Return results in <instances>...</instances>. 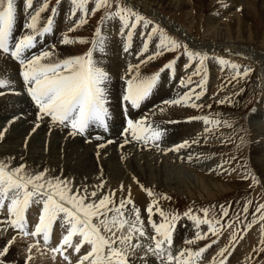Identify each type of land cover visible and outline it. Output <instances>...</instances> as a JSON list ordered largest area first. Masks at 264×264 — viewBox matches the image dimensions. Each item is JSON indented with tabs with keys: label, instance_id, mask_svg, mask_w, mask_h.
<instances>
[{
	"label": "rangeland",
	"instance_id": "rangeland-1",
	"mask_svg": "<svg viewBox=\"0 0 264 264\" xmlns=\"http://www.w3.org/2000/svg\"><path fill=\"white\" fill-rule=\"evenodd\" d=\"M43 2L44 0H33V8H38V5H41ZM48 2L50 7L44 12V14L47 16L41 14L42 19L40 18V25L43 26V24L46 23L47 17L52 15V13H50L51 7L57 8V11L53 16V20H55L56 18V23L58 25L57 31L55 32L54 30V38L52 32L44 35L48 40L47 43L49 44V48H52L53 46L54 48H66V51H68L70 53V56L72 57L84 55L92 46L91 41L94 38L95 29L97 27H101L102 35L105 38V44L103 51H94L93 59L97 63V65H101L100 67L102 68L104 65L102 63L105 62V58L108 56V54L113 52L115 46H119L120 49L122 47L123 49H125V46L128 45L127 51L133 49L132 55L134 57H138L140 51L143 50L144 42L147 40L146 33L151 31V26L148 29H144L142 24L138 25L136 29L132 30L133 34L131 40L129 41L127 36L128 29H124L122 27V24L118 18L105 20L102 24L101 17L105 15L104 9L98 10L94 14L92 13L91 9L94 7L95 0H88V14L84 17L86 22L83 25L76 27V21H78L83 14L79 11H77L75 15L72 14L71 0H60V3L58 5L56 3V0H48ZM174 2H178L180 5H178V3L175 4ZM174 2L168 3L161 2L160 0H147L149 6L154 9L157 14L159 13L160 16L162 15V19L164 22L154 21L148 15L143 14L141 12L140 14L145 18L151 20L154 25H158L159 28H162L168 36L178 40L181 45H187L190 50H192V46H189L187 42L182 41V39H180L177 34L173 33L170 28H167V24L165 22L166 19H169L170 21L175 23L178 29L179 27H181L182 29L187 30L188 34L191 37L193 36L198 43H202L203 45L210 46L212 43H214V41L220 42L221 39L227 38L226 40H230L235 45H238L239 48L233 46H226L225 48L227 50L225 52L221 51L220 53L219 51L217 53H211L210 51L206 50V48L201 51L199 49L192 50L201 53H207L208 56V59L204 63L203 71H201L199 75H193L197 67H199V61H189L187 56L183 54L182 48L177 51L162 50L160 55L154 56V53L157 51L156 46L159 43V33H157L152 37L150 41H147V54L151 53L153 58L151 60H148L147 58L151 56L148 55L147 58L143 60L144 65L140 66V72L142 71V73L146 77L156 74L157 72L161 74L164 71L165 74L168 72L173 75L175 72H177L176 68L178 67L179 63L182 61V59H185L183 66L188 69L184 70L185 68L183 69L182 65L180 66L179 72H181L179 73L180 76L178 78V82L184 80V85L185 87H187V90L191 91L192 89H194L196 93L201 92V89L197 87V84L200 82L202 77H204L205 79V84L203 94L200 96V99L197 100L195 98V95H192L191 97V104L195 103L201 105V107H188L189 109L186 110L187 114L185 112L184 115V117L187 115V118L184 120L188 123L190 122V124L194 126H196L195 121L198 120V128L199 125H201V122H203V120L189 118L207 116L209 119H219L221 121L228 120L231 122L232 127L229 128L223 123H221V125L219 126L206 125L208 126L209 132L206 136V142L203 143L204 147H202V149L205 150L206 154H209L211 158H213V161L218 162V167L216 168V170H222L223 173L217 172L216 170L210 171L209 167L206 168V166L210 165L211 163H205V166H203L201 169L196 168L194 169V171H192L187 167L184 168L180 165V163L179 165L178 163H174L173 159H166L161 157L159 158V166H156L158 167V169H160V174H156L153 165L154 163L148 162L147 166L150 168V166L152 165L151 173L153 174L155 184L159 187V190L149 188L147 185V187L144 186V189H150L151 191L155 190L153 191V193L155 192L154 194L156 195L158 193L161 194V196L158 194V196L156 197L158 199V206L165 212L175 211L181 215V219L174 228L175 232L173 231V244L170 249L172 255L174 254V252L177 251V248L181 249V251L184 249H191L193 251H196L207 244H211V247H209L207 251L202 254V257L197 258L195 264H211L213 258L216 259L218 264V261L221 259V257L217 255V253L220 251L221 248L224 247L228 248V252L226 253V264H264V251H260L262 247L261 239L264 238V233H262L261 231V229L264 228V221L259 220L260 213H257L255 211V209L260 204H264V177L259 168V164L254 159L255 156L253 155L255 153H258V149L260 148L259 146H255L256 135L260 130L261 133L264 132V72H262V70L261 72H259V70L255 67L252 62L244 60V56L246 57L248 55L246 54V52L242 53L244 51L241 50V48L245 50H255L257 51V53L264 54V0H174ZM124 3L134 10L132 6H135V0H129ZM170 3L174 5H172L171 7ZM15 4L16 6H20V9L17 10L18 15L20 14L19 16L29 17L28 13L24 11V0H15ZM36 4L38 5L36 6ZM177 5L178 7H176ZM114 7L115 5L113 4L112 10H114ZM67 18H69L71 22L66 25L68 29L64 33V31L62 32L61 26L63 25L62 22L67 21ZM212 21L216 22L215 25H213L214 23ZM24 24L20 26V18L18 20V17L16 16L14 27L19 28V30H21L22 35L25 34L23 31L26 30L24 28ZM142 33L144 34L142 35ZM65 35L72 41L70 44L65 45L62 43L63 36ZM80 40L87 41V43H80ZM221 42L224 43L223 41ZM47 49L48 47H46L45 50ZM235 50H238L239 52L234 54L233 51ZM218 58H223L225 60L240 65L239 71L241 73L244 72L245 68L250 69V71L246 76L233 79V77L235 76V71L229 65L221 66L218 63ZM121 59L122 61L120 64L124 65L125 67L121 68L120 71L121 74L125 76L127 62L123 59L122 56ZM172 61H175L173 69H164V71H160L163 65ZM18 69L20 71V66ZM165 77L166 76H160L161 80L163 81L165 80ZM189 77L191 78V83H188ZM1 79H3V77ZM166 86V88L170 87L168 84H166ZM19 89L20 88L9 91L10 94L4 96L6 98L3 97L0 103H2V105L7 104L8 106L14 107L17 101L27 94L26 88L22 90ZM175 90L178 91L176 88ZM1 95L2 93H0V97ZM175 95L177 94L173 92L172 96ZM225 98H230L231 103H219V101L225 100ZM118 100H120V104L116 100L117 108L119 109V114H122V97H120V99ZM164 101L162 104L165 105ZM22 117L23 116H21V118ZM117 118H120V115H116V119ZM13 120L14 119H12V121ZM108 120H111L110 117H108ZM165 120L166 117L164 116V118H159V121L152 120V123H164ZM31 121L30 124L32 123ZM2 122L3 123H0V132L2 131L4 138L10 137L16 133H18L17 135H19V131L16 126L17 124L8 126L5 124L9 121H7L6 123H4V121ZM120 125L124 127L125 123L121 121ZM93 126L95 125L90 126L89 131L92 130ZM34 127L36 128L35 131H33ZM26 133L28 135H24L20 139V141H28V144L30 145L29 148H32L30 151L35 152V154L32 155L36 156H34L35 158L33 159L32 163H30L29 165H25L26 170L33 174L46 170V175L48 178L56 177L57 172L53 168L43 167V164L38 158V154L42 150H52L54 151L53 156H57L56 158L58 160V156H60L58 154H60V151L59 148L56 150L55 148L61 147V144L58 143V140L63 141L65 140V137H62L60 133H55V135L53 131L48 129L42 130L39 126L36 127L35 124H33L29 129H27L25 131V134ZM97 135L106 138L110 135L113 136V133H102L101 131H99V134H95L94 137ZM164 137L165 136L163 135L161 140L158 141L159 149H162L165 144H169V142L171 141H166ZM241 137H244L245 139V146L238 151L236 146L239 145ZM173 146L175 145H171L172 148ZM168 147L169 146H166L163 149H170ZM255 148H258L257 151H255ZM173 151L167 152L176 153V155L177 153L181 154L179 153V150ZM162 152L158 154H166V152ZM119 155L122 156L123 160L116 158V152L112 150L103 153L100 157L102 159V162L109 166L110 173L112 172V180L115 181L121 175L120 171L122 169V166L126 162H131V157H135L136 159L141 160V165H143L144 163L142 153H138V151H135L134 149H132L131 151H125V153H119ZM234 156L236 157L235 160L232 159V157ZM90 157L91 156H89L88 153L84 152V150L80 148L76 149L75 152H73V158H76L75 161L78 160V166L82 167V169H85V171L87 172H92L93 168H91V166H93L95 162L94 159ZM123 157L125 158V160ZM16 158L17 157L11 155L8 152L0 151V162H3L4 164L8 165L9 168H15L22 164L20 163L19 159ZM215 165L216 164H212V166ZM245 167L248 173L254 174L256 176L257 180L259 181L258 184L253 186L250 179L244 178V176L247 174L245 172ZM175 170L178 172H176ZM180 172H182V174ZM196 173L200 174V178L203 180L215 176L216 180L218 181V185L221 187V189L218 186L219 189L213 190L211 192V195H208L210 193V188L205 185L204 188L206 193L198 192V189L195 187V184L197 183L198 179ZM190 174H192L194 178L196 177L195 184L192 180H189L190 178L193 179ZM178 176L179 178H181L182 176L187 178L189 181L187 185L189 184L188 186H190L193 192H198L200 194V197L196 193L188 195L184 193L180 194L179 191L175 190L173 192L164 191V184H161V179H165L167 182L172 181L173 183L174 180H178ZM61 179H67V176L61 174ZM72 180L74 179L70 178V180L68 181L71 182ZM90 183L93 186L95 185V182L93 183L92 180H90ZM79 184L86 185L83 182ZM224 184L235 185V187L228 189L230 187ZM74 186L81 189V187H78V185L76 184ZM135 186H137V184ZM81 190L83 191V189ZM140 190L141 191L139 193L141 195H145L146 191L142 190L141 187ZM165 194L170 197V199H164L163 197ZM146 197L148 198L149 203H151L152 198H150L147 194ZM117 198L118 197L115 196V200L118 204L120 197L118 199ZM7 203L8 202L6 201L5 207L0 209V213L4 215H7ZM246 204L248 206V212L244 213L243 208ZM138 206L141 210L140 214L141 212H144L147 208L141 204ZM221 206H223L227 210V216H221ZM189 208L193 210L194 214L199 215L201 217H203V212L201 211V209L209 208L211 210L210 214L220 219V224H218L217 227L220 229L221 234L219 235L218 239L208 233V226L206 224H202L199 226V228H197L193 221L183 216V213ZM3 209L6 211H4ZM41 211L42 203H37L34 201L30 204L29 208L25 212V218L27 217L26 221L29 223V225L27 223L28 230H34L36 223H38V215ZM145 213L147 215L146 211ZM26 214L29 215L27 216ZM35 215H37L38 217ZM253 215L257 217V220L254 223L252 222ZM153 218V221L156 223L162 222V218L157 215L155 209L152 219ZM142 220L147 221V217H144V219ZM58 221L59 220L55 221L53 225L55 226ZM59 223V227L54 228L53 226L49 244L47 247L44 246L43 249L47 251L50 255L58 258L59 264H64V261L60 258L61 255L59 253H53L50 251L52 247H55L59 243L63 235L66 234L68 228L66 222L59 221ZM249 224L251 225L250 227L248 226ZM221 225H223V227H221ZM5 227L7 226H0L1 248L6 244L8 240L13 237L4 235L2 229ZM149 228L145 229V231L147 230L146 234L148 232L147 238H141L142 243H144L143 245L145 247L152 243L150 237L154 235V232H152V228ZM7 229L10 232H14L15 230L11 227H7ZM198 231L201 233H208V237L206 239L196 240V233ZM234 231L236 233V239L233 241L232 235ZM10 232L7 233L10 234ZM17 233L21 234L20 238L24 236L19 231ZM31 237L32 236H25L23 241L22 239L17 241L15 238V241L11 246L13 249L11 247L10 249L11 251H13L12 254L17 260L16 264H25V261L28 256L31 255L32 257L34 253H36L35 248H32L31 253L28 252V246L32 245L29 243V238ZM73 239L75 242L76 238L74 237ZM213 239L216 240V243H212ZM36 240H39L40 243H43L42 236L35 237L34 242ZM190 240L194 242L191 244L186 243ZM23 243H26L27 245H23ZM254 249L256 251H254ZM88 250L89 246L84 245L81 248L80 253H74L72 249H68L67 252H65L64 254L69 255L70 259H75L73 264H76V260L79 258V256L86 253ZM140 251H143V248ZM24 254H26V256H24Z\"/></svg>",
	"mask_w": 264,
	"mask_h": 264
},
{
	"label": "snow or ice",
	"instance_id": "snow-or-ice-1",
	"mask_svg": "<svg viewBox=\"0 0 264 264\" xmlns=\"http://www.w3.org/2000/svg\"><path fill=\"white\" fill-rule=\"evenodd\" d=\"M56 3L58 5L60 0H56ZM87 4L88 0H71L72 14L75 15L77 11L83 14L76 21V27L86 22L84 17L88 14ZM113 4L115 5L114 10H112ZM49 7L48 0H44L35 9L33 8V0H24V11L29 15V19L24 24L27 31L14 40L13 29L17 14L15 0H0V53L17 61L20 66L19 75L22 78L27 95L31 98L37 110L36 121L34 122L36 127L39 126V122L48 118L52 125L70 129L69 134L72 136H85L92 125L107 132L109 130L107 123L109 117L107 94L109 73L98 66L93 59L94 51H103L104 48L105 38L102 35V28L97 27L95 29V35L91 41L92 46L84 55L53 60L52 50L30 54V50L36 47L37 39L51 33L53 30V16L57 11L56 7H51L52 15L47 17L43 26H40L41 14ZM101 9L105 11V15L101 17V23L103 24L105 20L118 18L122 27L128 29L129 41L133 34L132 30L136 29L138 25L142 24L144 29L151 26V31L146 33L147 40L143 45L144 52L148 50L147 41H150L154 35L159 33V43L156 46L157 51L154 56L160 55L162 50L177 51L182 48L183 54L187 56L189 61H199V67L193 75H199L203 71L204 63L208 59L207 53L192 51L187 45H181L178 40L168 36L158 25H154L151 20L128 7L123 0H95L94 7L91 9L92 13L94 14ZM71 42L67 36H64L63 44L67 45ZM79 42L87 43L84 40ZM124 50H128V45L125 46ZM152 58L150 56L147 59L151 60ZM174 63L175 61H172L163 65L160 71L173 69ZM218 63L221 66L229 65L235 71L233 79L246 76L250 71V69L245 68L244 72L241 73L239 71L240 65L223 58H218ZM128 71H135V75L125 81L126 88L122 95L125 126L121 133L123 142L120 147L136 142L147 148L151 142V146L159 149L158 141L163 136V130L158 127L153 128L146 122V117L134 118L131 111L139 109L149 97L153 88L157 85L160 73L141 77L139 65L135 69L132 65H129ZM191 82L189 77L188 83ZM180 83L184 85L185 81L181 80ZM204 84L205 79L202 77L197 84V87L201 89L200 93H196L192 89L191 94L185 93L184 96L178 99L166 100L164 103L168 105H180L181 103L188 105L192 95H195L197 100L200 99ZM7 86L8 81L0 79V88H6ZM226 102L231 103L230 98L219 101L221 104ZM191 107L200 108L201 105L192 103ZM189 119H202L205 125L219 126L223 123L229 128L232 127L231 122L228 120L209 119L207 116L191 117ZM208 130L205 129V131ZM33 131H35V127ZM2 136L3 133L0 132V137ZM95 139L97 141L104 140L100 135L95 136ZM112 143H114L113 140H106L97 144V148H104L106 144ZM187 144L188 141H184L180 145L173 146L172 149H161V151H178ZM244 146L245 139L241 137L239 145L236 146L237 150L239 151ZM232 159L235 160L236 157L234 156ZM245 172L247 174L244 178L250 179L253 186L259 183L254 174L247 172L246 167ZM140 187L152 198V202L145 211L147 212V224L151 226L154 235L150 237L152 243L146 247L141 240V238H147L145 222L141 218L140 210L134 205L130 188L128 196L124 197L122 195L117 204L115 191H109L107 194L98 196L95 189L104 188L102 178L89 194L86 187L82 191L67 179L48 178L46 170L33 174L26 170L24 164L9 168L8 165L0 162V209L5 207L6 201L8 202L7 219L0 220V225L17 229L24 236L34 238L42 236L44 246L47 247L54 222L58 219L66 222L68 225L66 234L50 251L59 253L67 264H73V262L69 255L64 253L68 249H72L74 253H80L84 245H88L89 250L79 256L76 264H147L149 256H155L160 264H195L197 258H201L202 254L211 247V244H207L196 251L184 249L173 256L170 250L173 244V230L181 219V215L175 211L165 212L158 206L156 194L149 189H144L143 185H140ZM119 191L124 192L123 184L119 186ZM163 198L170 199L166 194ZM34 201L42 203V211L34 230L29 231L25 212ZM128 205H132V207L129 209ZM154 209L162 218V222L156 223L153 221ZM201 211L203 217L194 214L191 208L185 211L183 216L193 221L197 228L202 224H206L208 233L218 239L221 234L220 229L217 227L220 224V219L212 216L209 208H203ZM255 211L260 213L259 220L264 221V204H260ZM243 212H248L247 204L244 206ZM227 214V210L221 206V216H227ZM256 220L257 217L253 215L252 222L254 223ZM7 227L4 228L5 231H7ZM261 231L264 233V228ZM208 233L198 231L196 240L206 239ZM74 237L76 238L75 242ZM235 239L236 233L234 231L232 240ZM14 241L15 236L0 248V264H6L4 258ZM193 242L190 240L186 243L191 244ZM39 243V240H36L34 244L29 245L28 252L31 253L33 247L39 250ZM212 243H216V240L213 239ZM261 245L260 251H264V238L261 239ZM142 248L143 254L139 255ZM254 251L256 250L254 249ZM227 252V247L220 249L217 253L221 257L218 264H226ZM30 260L31 255L28 256L25 264H29ZM211 264H217L215 258H213Z\"/></svg>",
	"mask_w": 264,
	"mask_h": 264
},
{
	"label": "bare ground",
	"instance_id": "bare-ground-1",
	"mask_svg": "<svg viewBox=\"0 0 264 264\" xmlns=\"http://www.w3.org/2000/svg\"><path fill=\"white\" fill-rule=\"evenodd\" d=\"M123 1L127 2L129 0H123ZM135 1H136L135 6H132L135 11H138L139 13L141 12L143 14L148 15L154 21H159V22L163 21L162 15L160 16L159 13H158L159 14L158 15L157 12H155V10L149 6V4L147 3V0H141V1L135 0ZM160 1L161 2H168V3L174 2V0H160ZM174 3L176 4L178 2H174ZM244 3H245V1H244ZM37 5L38 4H36V6ZM172 5H174V4H171V7H172ZM178 5H180V4L178 3ZM178 5L176 7H178ZM39 6L40 5H38V7ZM16 7H17V10L20 9V6H16ZM42 14L45 15L44 12ZM19 15H18V13L16 14V16L18 17V20L20 18V26H22L25 22H27L29 17H26V16L21 17ZM45 16H47V15H45ZM41 19H42V16H41ZM69 22H71V20H69V18H67L66 22H62V24H63L61 26L62 32L64 31V33H65L67 31L68 28L66 25ZM165 22L167 24V28H170L173 33L177 34V36L180 39H182V41L187 42L189 44V46H192L191 47L192 50H198L199 49L201 51V50H204V48H206V50L210 51L211 53H215V52L217 53L218 51L220 53L221 51L225 52L227 50L225 48L226 46H233V47L239 48L238 45H235L230 40H226L227 38L221 39L220 42L214 41V43H212L210 46L209 45H203L202 43H198L196 41V39H194L193 36L191 37L188 34L187 30L182 29L181 27H179V29H178L177 25H175V23H173L169 19H166ZM213 23H214L213 25H215L216 22H213ZM52 29H53L52 33H53V38H54V36H55L54 30L56 32L58 29V25L56 23V18H55V20H53ZM26 31L27 30H25L23 32L26 33ZM21 35H22L21 30H19V28L14 27V29H13L14 40L18 39ZM63 38H64V36H63ZM47 41L48 40L46 39L45 36L39 37L37 39V42H36V47L31 49L30 52L31 53H38V52L42 51V49L45 50L46 47H48L47 50L53 51V57H52L53 60L72 57V56H70V53L68 51H66V48H58V47L54 48V46L52 48H49V44L47 43ZM221 41H223L225 44L222 43ZM216 46H219V47H216ZM241 50L244 51L242 53L246 52V54L248 55L246 57L244 56V60H248V61L252 62L255 65V67L259 70V72H261V70H262V72H264V54L257 53V51H255V50H245L243 48H241ZM132 51H133V49H131L129 51H125L123 49V47L120 49L119 46H115V49H113V52L109 53L108 56L105 58V62L102 63V64H104L103 69L109 73V81L107 84V94H108V100H109V104H108L109 117L111 119V120L107 121L109 130L107 132H105L102 128H98L96 126H93L92 130L88 131V133L85 136H80V135L72 136L69 134L70 129L64 128V127L58 126V125H52L50 120L48 118H45L43 121L39 122V127L42 130H44V129L45 130L46 129L51 130L54 132V134L60 133V135H62V137H65V140H63V141L58 140V143L61 144V147L55 148V150L59 148V151H60L59 152L60 154H58V155H60V156H58L59 157L58 160L56 158L57 156H53L54 151H52V150H50V151H47V150L41 151L40 150L41 152L38 154V158L40 159L41 163L43 164V167H51L57 172L56 177L61 178V174H63L64 176H67L68 180H70V178L74 179L71 181V183L74 185L75 184L78 185V187L80 186L81 189H83L85 187L88 188L89 194L94 190V186L96 184L100 183L101 178L104 181V188L103 189H95L97 191L98 196L101 194H107L109 191H115L116 197L121 198L122 195L124 197H127L128 196V190L130 188L131 198H132L133 202H135L134 205L140 210L138 205L141 204L144 207H147L150 204L148 201V198L146 197L147 193H145V195H141L139 193L141 191L140 185H143V186L147 185L149 188H154V189L159 190V187L155 184V179L153 178V174L151 173L152 172V169H151L152 165L150 166V168L147 167L148 162L154 163L153 165H154V170H155L156 174L161 173L160 169H158V167H156L159 163V158H161V157L166 158V159H173L174 163H178V165L180 163L181 166H183L184 168L187 167V168L191 169L192 171H194V169H196V168L201 169L203 166H205V163H211L210 165L206 166V168L209 167L210 171H215L216 168L218 167V162L213 161V158H211V156L209 154H206L205 150L202 149V147H204L203 143L206 142V140H207L206 136L209 132V130L208 131H204V130L206 128L208 129V126L205 125V127H204V122H201V125H199V127L197 128V121L198 120L195 121L196 126H194V125L190 124V122L188 123L184 120L187 118V115L184 117L186 110L189 109L188 107L191 108V100H190L188 105H185L183 103H181L180 105H168V104L164 105V104H162L164 100H175V99H178V98L184 96L185 93L191 94V91L187 90V87H185V85H181V83L178 82V78L180 76L179 73L181 72V71L179 72V68L181 65H182L183 69L185 68V66H183L185 59H182V61L179 63L178 67L176 68L177 72H175L173 75H171V73H168V72L165 74V71L162 72L160 74V76H166L165 80L164 81L161 80V78L159 76L158 85H156L153 88L149 97L142 103V105L139 109H133L131 111V115L134 118L138 119V118L146 117L148 124H150L153 128L158 127L159 129L163 130V135L165 136L164 138L166 139V141L171 140L169 142V144H165L164 147L169 146L168 148L172 149L171 145H180L184 141H188V144L185 147H182L179 149V151H180L179 153H181V154L177 153V155H176V153L166 152L165 155H161L163 153L161 151V149H158L156 147L151 146V142H150L149 147H147V148L142 147L141 144L136 143V142L125 144L122 148L120 147V144L123 142V137L121 136L123 127L120 124H121V121L125 123V120H124L123 113L119 114V109L117 108L116 100L120 104V100H118V99H120V97H122L123 91L126 88L125 81L127 79H131L132 76L135 75V71H133V72L128 71L129 65H132L133 69H135V67L137 65H139L140 76L146 77L142 73V71L140 72V66L144 65L142 61L144 59H146L148 55L152 56L151 53L147 54V52H144L143 50H141L139 56L134 57L132 55ZM233 52L235 54L239 51L235 50ZM121 56L127 62V69L125 70V76L122 75L121 71H120L121 68L125 67L124 65L120 64L122 61ZM119 66H121V67H119ZM18 68H19V64L17 61H14L9 56L0 53V79L3 77L4 80L8 81V86L6 88L0 89V93H2V95L0 97V101L4 96H7L8 94H10L9 91H12V90L17 89V88H20L21 90L25 89V87L23 85L22 78L19 75V69ZM187 69L185 68L184 70H187ZM166 84H168L170 87L166 88L167 87ZM175 88L178 91H176ZM173 92L176 93L177 95L172 96ZM4 98H6V97H4ZM8 98H10V97H8ZM161 109H163V111H161ZM186 114H187V112H186ZM0 115H1L0 116V123H3L2 121H4V123L9 121L5 125L10 126V125L17 124L16 126H17V129L19 131V135H17L18 133H16L10 137H5V138H4V136L0 137V151L1 152H8L11 155L17 157L19 159L20 163H22L24 165H29L30 163L33 162V159L36 157L35 155H32V154H35V152L30 151L32 148H29L30 145L28 144V141L24 142V140L20 141V139L24 135H28L27 133L25 134V131L27 129H29L33 124H35L34 122L36 121L37 110L35 108V105L32 103L31 98L27 94L24 95L22 98H20L17 101V103L14 105V107L8 106L7 104L2 105V103H0ZM116 115L117 116L120 115V118L116 119ZM21 116H23V117L21 118ZM164 116L166 117V120L164 123H152V120L153 121H159V118H164ZM11 117H12V119H14L13 121H12ZM30 121L32 122L31 123L32 125L30 124ZM193 121H191V122H193ZM203 127H204V129H203ZM99 131H101L102 133H113V136L110 135L109 137L104 138V140H102V141H96L94 135L99 134ZM260 131L259 132L257 131L258 133L256 135V142H255V146L260 147L259 149L255 148V151H257V149H258L259 152L255 153L253 155L255 156L254 159L259 164V168H260L261 173L264 177V132L261 133ZM5 136H7V135H5ZM25 137H24V139H25ZM106 140H113L114 143L106 144L104 148L98 149L97 144L103 143ZM40 141H41V139H40ZM37 144H39V143H37ZM162 147H163V145H162ZM79 148L84 150V152L88 153L89 156H91L90 158L94 159L95 162H94L93 166H91V168H93L92 172H87V171H85V169H82V167H79L78 162H77L78 160L75 161V159L77 157L73 158V152H75V150L79 149ZM132 149H134L135 151H138V153L139 152L142 153L143 158H144L143 165H141L142 163H140L141 160H138L135 157H131V162H129V163L126 162L123 166L121 165L122 169L120 171L121 175L119 176V178L116 181L112 180V177H111L112 172L110 173L109 166H107L106 164H104L102 162V159L100 158L101 155L105 152L112 150V151L116 152V158L122 159V156H120L119 153H125V151H131ZM160 152H162V153L158 154ZM98 153H99V155H98ZM117 153H118V156H117ZM84 155H86V154H84ZM189 157H191V159H189ZM124 160H125V158H124ZM84 161H85V159H84ZM212 164H216V165L212 166ZM159 168H161V167H159ZM119 169H120V167H119ZM196 171H198V170H196ZM176 172H178V171H176ZM217 172H222V170L217 171ZM53 173H55V172H53ZM180 173L182 174V172H180ZM190 175L193 177L192 174H190ZM196 176H198L197 183H196V177L195 178L193 177V179L190 178L189 176L188 177L190 178L189 180H192L194 184L196 183L195 187L198 189V192H205V188H204L205 185H207L210 188L209 189L210 193L208 195H211V192L213 190H216L219 188L221 189V187L218 185V181L216 180L215 176L210 177V178L205 179V180L200 178V176H201L200 174L196 173ZM165 177H167V176H165ZM90 180H92L93 183L95 182L94 186L90 183ZM136 181H138L139 183H137ZM204 181H205V184H204ZM81 182H83L86 185L79 184ZM188 182H189L188 179L183 177V176L181 178H179V176H178V180H174L173 183H172V181L167 182L165 179H161V184H164L163 189L166 192H169V191L173 192L175 190V191H179L180 194L184 193V194L192 195V193H196L200 197V194L198 192H193L191 190L190 186H188L189 184L187 185ZM121 184H123V186H124V192L123 193H121L119 191V186ZM136 184H137V186H135ZM224 185H228V187H230V188L227 187L228 189L235 187V185H231V184H224ZM218 186H219V188H218ZM153 191H155V190H153ZM158 194L156 196H158ZM159 195L161 196V194H159ZM127 207L130 209L132 207V205H128ZM4 211H6V210H4ZM26 215L28 216L29 214H26ZM37 215H35V216H37ZM157 215H159V214L157 213ZM144 217H147L145 211L141 212V218L144 219ZM6 219H7V215L0 213V220H6ZM153 220H154V218H153ZM59 221H61V220H59ZM59 221L56 223L55 226L53 225L54 228H57L60 226ZM37 222H38V220H37ZM144 222H145V229L151 227L150 225L147 224V221H144ZM28 225H29V223H28ZM0 226H2V225H0ZM173 231L175 232V230H173ZM2 232L6 236H10V237L15 236L17 241L20 239H22V241H23L25 238V236H22V238H20L21 234L17 233L18 232L17 229H15L14 232H10V231H8V229H7V231H5L3 228ZM7 232H10V234H8ZM147 234H148V232H147ZM34 239L35 238H33V237L29 238V243L34 244L36 242V241L34 242ZM143 242H145V241H143ZM24 244L27 245L26 243H23V245ZM0 248H1V238H0ZM33 248H35L36 253H34V255L31 257L29 264H59L58 258L50 255L47 251H45L43 249L44 248L43 243H39V250H37L36 247H33ZM12 252L13 251H11V249L9 248L8 254L4 258L6 261V264H16L17 260L14 257V255L12 254ZM180 252H181V249L177 248V251L174 252L173 256H176ZM142 254H143V251H140L139 255H142ZM24 256H26V254H24ZM60 258L63 260L62 256ZM71 260H72V262L75 261V259H71ZM64 264H67V262L64 261ZM147 264H160V261L156 257L154 258V256H149Z\"/></svg>",
	"mask_w": 264,
	"mask_h": 264
}]
</instances>
